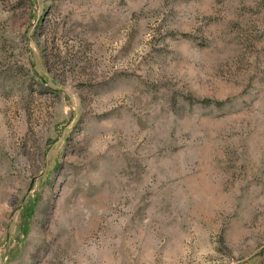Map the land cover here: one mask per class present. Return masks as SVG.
Returning a JSON list of instances; mask_svg holds the SVG:
<instances>
[{
	"label": "rangeland",
	"instance_id": "obj_1",
	"mask_svg": "<svg viewBox=\"0 0 264 264\" xmlns=\"http://www.w3.org/2000/svg\"><path fill=\"white\" fill-rule=\"evenodd\" d=\"M0 264H264V0H0Z\"/></svg>",
	"mask_w": 264,
	"mask_h": 264
}]
</instances>
